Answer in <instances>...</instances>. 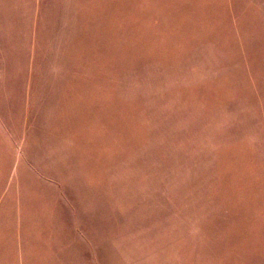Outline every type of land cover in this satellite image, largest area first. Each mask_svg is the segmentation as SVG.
I'll return each mask as SVG.
<instances>
[{
    "label": "rangeland",
    "instance_id": "obj_1",
    "mask_svg": "<svg viewBox=\"0 0 264 264\" xmlns=\"http://www.w3.org/2000/svg\"><path fill=\"white\" fill-rule=\"evenodd\" d=\"M0 264H264V0H0Z\"/></svg>",
    "mask_w": 264,
    "mask_h": 264
}]
</instances>
